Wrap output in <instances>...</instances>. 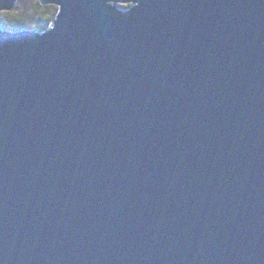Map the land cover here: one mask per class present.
Masks as SVG:
<instances>
[{"label":"water","instance_id":"obj_1","mask_svg":"<svg viewBox=\"0 0 264 264\" xmlns=\"http://www.w3.org/2000/svg\"><path fill=\"white\" fill-rule=\"evenodd\" d=\"M38 3L0 28V264H264V0Z\"/></svg>","mask_w":264,"mask_h":264},{"label":"rangeland","instance_id":"obj_2","mask_svg":"<svg viewBox=\"0 0 264 264\" xmlns=\"http://www.w3.org/2000/svg\"><path fill=\"white\" fill-rule=\"evenodd\" d=\"M117 9L128 10L131 4H116ZM58 7L55 5L40 6L38 0H15L8 10H0V28H34L41 32L49 29L52 22L48 17L54 14Z\"/></svg>","mask_w":264,"mask_h":264},{"label":"trees","instance_id":"obj_3","mask_svg":"<svg viewBox=\"0 0 264 264\" xmlns=\"http://www.w3.org/2000/svg\"><path fill=\"white\" fill-rule=\"evenodd\" d=\"M39 4V3H38ZM41 5L39 4V7H40ZM52 17H54V14L53 15H51L50 17H48V20H49V22H52Z\"/></svg>","mask_w":264,"mask_h":264}]
</instances>
